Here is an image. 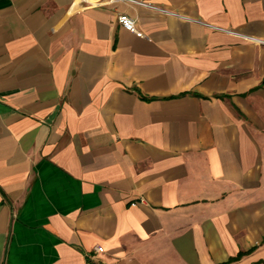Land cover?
Returning a JSON list of instances; mask_svg holds the SVG:
<instances>
[{
  "label": "crops",
  "instance_id": "crops-1",
  "mask_svg": "<svg viewBox=\"0 0 264 264\" xmlns=\"http://www.w3.org/2000/svg\"><path fill=\"white\" fill-rule=\"evenodd\" d=\"M0 264H264V0H0Z\"/></svg>",
  "mask_w": 264,
  "mask_h": 264
},
{
  "label": "built area",
  "instance_id": "built-area-1",
  "mask_svg": "<svg viewBox=\"0 0 264 264\" xmlns=\"http://www.w3.org/2000/svg\"><path fill=\"white\" fill-rule=\"evenodd\" d=\"M120 1L133 3V0H109L110 3H115V2H120ZM141 5H143V4H141ZM117 23L119 24V26L122 29H124L125 31L135 35L136 37H138V38L143 37L142 32L136 26L135 20L130 18L129 16L124 15V14L117 16ZM96 251H99V249H97Z\"/></svg>",
  "mask_w": 264,
  "mask_h": 264
}]
</instances>
